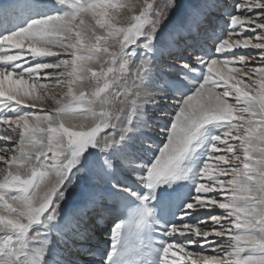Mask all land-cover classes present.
Returning a JSON list of instances; mask_svg holds the SVG:
<instances>
[{"label":"snow or ice","instance_id":"1","mask_svg":"<svg viewBox=\"0 0 264 264\" xmlns=\"http://www.w3.org/2000/svg\"><path fill=\"white\" fill-rule=\"evenodd\" d=\"M110 7L27 0L15 15L0 7V124L20 129L18 155L6 161L14 170L0 181V264H72L69 241L82 257L99 252L97 264H264V68L253 94L230 67L254 55L237 49L264 50V0L221 12L223 26L218 0L175 16L177 0L146 2L126 27ZM164 53L172 70L159 72ZM41 80H66L67 91L36 96L56 105L43 115L24 111V97L48 91ZM129 80L127 108L115 107L111 89ZM78 116L94 124L76 125ZM125 168L131 176L116 179ZM73 183L79 200L65 210ZM111 202L122 215L100 251L88 242Z\"/></svg>","mask_w":264,"mask_h":264},{"label":"bare ground","instance_id":"2","mask_svg":"<svg viewBox=\"0 0 264 264\" xmlns=\"http://www.w3.org/2000/svg\"><path fill=\"white\" fill-rule=\"evenodd\" d=\"M146 0H117V6L114 9H109V12L115 15L114 22L115 24H123L127 21V18H132L134 15H138L139 12L142 10L143 5L145 4ZM27 0H0V7L7 8L10 10L12 15L16 14V9L18 5H22L26 3ZM177 2L181 5V8L177 10V12H174L172 15L175 16L179 11L183 10V8L187 5H190L192 3H195L196 0H177ZM241 2V0H218L219 8L216 10L214 15L218 18V23L220 26H223V19H219V14L221 12H224L226 10H232L233 6L236 3ZM123 6V7H122ZM259 11V10H256ZM11 20V17L9 18ZM3 21L0 20V23ZM245 38H252L253 42H256L254 37H252L251 34H247ZM209 45L212 44V41H207ZM55 51V49H54ZM238 53H246L251 51L254 55L252 58H246V60L241 64V62L237 61L234 65H231L230 67H234L239 69V78L243 81L241 84V87H244L247 85L248 87L245 88V90H251L253 94L260 88V82L262 80L261 74L257 71L258 68H264V60H261L259 58V53L264 50H253V49H237ZM66 54L61 53V58H65ZM49 60H52L53 58H48ZM172 63L171 57L168 53H164L162 55H159L156 60V70L159 72H168L172 69L169 67ZM92 67L99 68V65L93 64ZM218 67H221L218 65ZM225 74H227L225 70ZM235 81H233L234 83ZM41 83L45 84L48 91L46 93L41 92L39 88L36 89V92L31 97H24L23 103L25 105H28L29 107L24 108V111L34 112L37 115H43L46 112L50 111L51 109L55 108L56 105L51 99H44V100H38L35 99L36 96H42L46 95L47 97L55 96L57 99L61 98L67 91V83L66 80L63 83H56L52 80H41ZM86 91L90 92L92 89L88 88L87 85H85ZM132 89V82H125L121 84L120 82H117V85H114L113 89H111L112 92L118 93V95H115L113 97L114 105L115 107H125L127 108V104L122 105V101L126 99L124 97L123 93L126 90ZM219 91V89L217 90ZM145 98L141 97V103L143 102ZM231 103H235L234 99H230ZM32 105H35V108L31 107ZM161 108H165L168 111H171L170 108H167L166 105H161ZM41 109L43 111H41ZM150 113H148L149 116H153L156 113L152 114V110L149 109ZM30 123H34L30 119ZM73 123L76 125L84 124L86 127L91 126L94 124V121L92 119H85L83 116H78L73 119ZM163 121L159 123V126H157L155 123H153V129L154 133L152 134V139H162L163 134H160L159 136L157 133H159L160 127L163 126ZM11 125V128H15V125L11 124V121L8 122V124H0V155H3L5 157L4 160H0V181L4 179V177L7 175L9 171H13L15 166L9 167V165L6 163V161L10 160L12 155H18V151H15L13 149H18L19 144V135L18 132L20 129H16V132L13 133L11 131V128L9 127ZM110 131V130H109ZM3 136H9V140H3ZM235 143H238L236 141ZM230 155V154H229ZM8 157V158H7ZM125 163H130V161H127ZM225 167H228V165H225ZM27 173V172H26ZM131 176V173L128 169H123L117 172L116 179L118 180H125L127 177ZM230 176H225L224 179H229ZM54 181V177L51 178ZM48 183V178H46L44 184L46 185ZM42 190H46L45 188ZM37 192V190H36ZM43 195V194H42ZM40 195V196H42ZM80 196V186L78 183H73L69 185V191H68V201L64 205V209L67 210L70 208L73 204L77 203ZM11 202V201H10ZM15 206V205H14ZM109 211H107L103 218L99 220V223H93L92 226V233L94 237L91 238V240L88 242L91 247L94 249H98L102 251L107 246V241L109 239L110 229L114 225V223L119 222L118 216L114 211V202H111L107 205ZM217 212H220L222 210H216ZM206 214V213H202ZM107 223L106 226L102 227V224ZM211 225L209 224V228ZM209 239H215V240H225L226 237H210ZM78 244H73L71 241H69V244L67 246V250L63 252L64 257L71 261L72 264H97V261L99 259V252L96 256H87L82 257L78 254ZM224 247L227 246L223 245ZM195 247V246H193ZM63 248V245H62ZM192 250V249H188ZM197 252H199V249H196ZM204 255H212L213 249L211 247H206L204 249V252L202 253ZM193 258H196L194 255Z\"/></svg>","mask_w":264,"mask_h":264},{"label":"rangeland","instance_id":"3","mask_svg":"<svg viewBox=\"0 0 264 264\" xmlns=\"http://www.w3.org/2000/svg\"><path fill=\"white\" fill-rule=\"evenodd\" d=\"M116 1H117V0H110V3H111V4H114V5L117 6ZM121 1H122V0H121ZM146 2H153V0H146L145 3H146ZM122 7H123V6H122ZM114 8H115V7H110L109 9H114ZM115 15H116V14H113L114 19H115ZM134 16H135V15H134ZM131 19H132V18H127V21H126L125 23H123V24L118 23V24H116V25H117L118 27H119V26H124V27H126V26H128V24L131 22ZM118 82H119V81H118ZM126 82H127V83L130 82V80H129V81H126ZM126 91H129V90H126ZM124 97H125V96H124ZM148 113H150V111H148ZM152 114H154V112H152ZM153 133H154V131L152 132V134H153ZM157 134H158V133H157ZM155 140H157V138H156ZM157 142H159V140H157ZM7 158H8V157H7ZM27 174H28V173H26V172L23 173V175H27ZM45 186H46V185H45L44 183H42V184L40 185V187H39L38 189H36L38 195H42V194H43V191H44V190H42V189H44ZM105 226H106V223H105ZM103 227H104V226H103Z\"/></svg>","mask_w":264,"mask_h":264}]
</instances>
